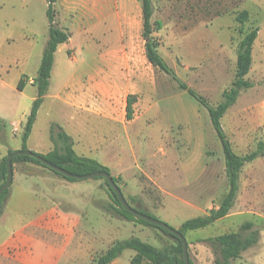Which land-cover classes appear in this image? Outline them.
Segmentation results:
<instances>
[{"label":"crops","instance_id":"0c3cea01","mask_svg":"<svg viewBox=\"0 0 264 264\" xmlns=\"http://www.w3.org/2000/svg\"><path fill=\"white\" fill-rule=\"evenodd\" d=\"M119 8L118 0L105 2L104 0H57L53 5L54 18L59 13L62 22L56 21L57 25L69 33V38L66 42L59 44L56 51L62 46H67L71 41V33L66 24L79 25L81 33L88 36L89 40L86 29L96 20L103 22V19H108L109 13L110 29L119 26V22L114 19L113 23L112 19V13L114 12V15L118 13ZM127 11L131 9L128 8ZM62 13H67L70 16L69 20L64 19ZM239 26L237 23L238 32ZM232 27L235 30L236 26ZM208 32L210 33H207V36L204 31L195 32L194 35L197 40L202 38L200 36L206 38L207 56H201L202 49H199L195 55L190 53L188 56H173L176 67L195 72L208 64V76L217 78L225 75L234 62L236 66L237 48L242 36L232 47L231 33L222 35L218 31ZM227 35L228 38H224ZM66 48L71 49V47ZM102 49L103 46L99 50L93 49V57L84 61L89 66L80 73V76H88L87 81L82 83L78 77H75L53 95L50 91L44 95V98H53L59 103V122L57 123L72 138L74 151L78 155L93 158L107 166L110 174L122 182L120 189L126 201L131 204L135 200L152 207L153 191L162 193L164 199L161 204L152 209L160 212V218L165 221L175 218L164 211L167 205L187 206L200 212L176 221L175 228L188 218L204 215L209 209L216 208L218 204L206 210L202 207L205 204L200 202L199 198L183 195L184 188L197 187L200 177L209 169L210 156L204 150L206 141L204 132L199 127L204 119L203 112L198 115L190 111L182 102L183 98L187 97L186 92L180 89L156 100L155 85L160 79L161 70L157 68L158 72H156L146 56L144 57L147 70H144L128 48H124L121 43L120 46L119 43L115 44L110 51L103 52ZM176 58L180 64H177ZM35 74L26 79V85H33ZM162 79L165 82L166 78ZM128 95H133L135 98L130 119L126 117L125 110ZM34 98L35 96L32 97L33 100ZM196 103L202 107L197 101ZM44 104L43 100L36 117ZM12 131L17 133L18 128L14 125ZM0 142H4V135L0 137ZM194 144L196 146L193 148ZM20 148L21 145L7 146L4 151L7 153L10 149L15 151ZM28 148L31 149V147ZM52 148L53 144L49 138L47 146L36 151L44 154ZM14 172L15 169H13L10 188L14 190L18 188L21 192L27 193L32 199L33 208L25 219H21L0 239V264H66L80 255L97 254L98 250H100L98 254H101L118 240L114 238L117 233L104 231L103 221H114L113 224L117 227L119 221H129L123 217L120 219L118 215L107 211L104 207V202L107 201V205L113 209L108 189L102 181L97 182L98 184L91 181L79 184L51 173L27 178L20 176L17 181H14ZM9 201L8 194L0 204V217ZM234 207L235 202L229 213L218 220L226 222L229 217L245 214V210L234 209ZM140 210L148 212L142 208ZM174 213L176 214V211ZM255 216L257 217L256 214ZM247 221L252 222L250 230H258V239L256 243L240 251L239 256L230 259L229 262L238 259V264H261L262 262L258 261V253L264 247V231L257 226L258 224H254L251 220L240 221L235 223L228 232L239 231L242 235L247 232L244 236L246 237L250 230L240 231L239 229ZM110 226L112 227L111 224ZM226 227L228 228L227 224ZM197 229L186 231L185 238L188 246L193 244L197 250L205 252L207 264H216V260H221L219 247L208 238L219 234L190 236L193 238L191 241L187 233H194ZM104 241H106L105 249H103ZM211 249L217 252L218 257L210 253ZM122 252L108 264H131L130 260L135 251L129 255L128 263L120 260ZM195 257L194 261L190 256L193 264H202L204 261L202 257L198 254Z\"/></svg>","mask_w":264,"mask_h":264},{"label":"rangeland","instance_id":"374dc122","mask_svg":"<svg viewBox=\"0 0 264 264\" xmlns=\"http://www.w3.org/2000/svg\"><path fill=\"white\" fill-rule=\"evenodd\" d=\"M118 6H120L118 13L114 15L113 12L112 19L113 23L114 19H116L119 22V26L110 29L109 20H111V17L109 13L108 19H103V22L96 20L86 29L89 40L87 39L88 36L81 33L79 25L75 23L66 24L68 31L71 33V41L67 46L60 47L54 53V62L47 88V91H50L52 95L72 78L78 77L82 83L87 81L88 76H80V73L89 66L84 61L93 57V49L99 50L102 46V50L105 52L110 51L112 47L114 48L115 44L119 43L120 46L121 43L124 48H128L138 61V64L141 65V68L147 70L144 57V43L146 40L141 35V0H118ZM152 7L151 20H160L162 22L160 30H155L151 33L152 39L159 43V47H157L158 53L176 72L179 78L203 96L211 105H216L222 101V91L230 86L233 79L235 62L234 64L231 63L233 64L232 68L227 70L225 75L214 78L208 76V64H205V67L201 70L188 72L176 67L172 58L173 56H188L190 53L195 55L199 49H202L203 52L201 56H207L206 38L200 36L202 38L197 40L194 36L195 32L198 31H204L206 36L207 33H210L208 31L213 33L218 31L222 35L231 33L230 39L232 47H234V44H237L243 35V33L239 34L237 31V22L233 19L234 15L242 9L247 10L248 20L243 24V27H245L243 31H248L254 26L258 27V35L252 46L251 69L245 75V79L250 81L252 86L239 92L235 102L222 116L221 125L236 153L245 154L253 150L258 141H264V0H152ZM128 8L131 11H127ZM61 15L64 19L69 20L70 16L67 13H62ZM54 20L56 24V21L62 22L59 13ZM211 23L212 25L210 26ZM234 25L236 26L234 27L235 30L232 27ZM48 26L45 0H0V124L2 126L0 137L4 135V142H0V156L6 153L4 150L7 146L22 144L21 135L24 122L30 113L33 102L32 97H36L37 93L35 94L36 87L31 84L26 85V82L22 90L17 89L16 86L21 76L26 80L35 74L40 55L48 38ZM213 28L218 29L214 30ZM225 37L228 38V35ZM101 42L102 44H100ZM66 47H71V49L67 50ZM176 62L180 64L177 58ZM150 69H153V67H150ZM154 70L158 72L157 68H154ZM150 74L153 75L151 71ZM192 74L195 76L193 77ZM196 75H201L202 77ZM155 76L157 77V75ZM159 78L155 85L156 100L179 89L176 83L163 71H161ZM162 78H166L165 82L162 81L164 80ZM201 88L203 89L201 90ZM185 95L187 97H184L182 102L186 107L198 115L201 112L204 114V119L202 124H199V127L204 132V140L206 141L204 150L210 156V162L209 169L200 177L197 185L194 184L197 187L184 188L183 195L199 198L200 202L205 204L202 207L207 210L217 205L227 191L228 185L222 149L210 123L207 111L203 107H199L194 98L187 93ZM43 100L45 102L44 107L35 118L34 125L26 141V148L35 153H42L36 150L47 146L50 138L48 137L50 125L52 123L59 125L57 123L59 122V103L53 98L43 97ZM14 125L18 128L17 133L12 131ZM195 146L194 144L193 148ZM28 147H31V149ZM25 166L35 171L40 170V167L29 164ZM14 169V181H17L20 176L27 178L40 175L22 174L20 172L22 165L20 164H15ZM90 181L92 183L104 182L100 177L76 179L69 182L86 184ZM10 186L6 194V197L8 194L10 195V201L3 209L0 217V239L21 219H25L33 208L32 199L27 193L21 192L18 188L14 190ZM163 199L162 193H154L153 191L152 207L156 208L159 206ZM256 201L257 204H255ZM129 204L138 210L142 208L148 211L147 213L152 217L174 228L176 227V221H181L185 217L200 213L187 206L167 205L164 211L171 216H175V218L165 221L160 218V212H156L151 206L143 205L140 201L137 202L135 200L132 201V204L130 202ZM104 207L107 211L123 219L121 215L107 205V201L106 203L104 202ZM235 208L245 210V214L229 217L226 222L217 220L206 227L195 230L194 233H187L188 238L190 236L196 237L228 232L235 223L245 220L254 221V224H258L257 226L264 231V156H259L242 167L239 173ZM175 211L176 214L174 213ZM113 223L114 221L111 220L103 221V228L106 233H117L114 238L118 240L134 236L160 248L175 242L173 237L163 233L154 226L135 221H119L117 227ZM246 233H243L242 236L244 237ZM190 240L193 241V238L191 237ZM105 245L106 241H104L103 249H105ZM99 252L100 250H98L97 254L80 255L66 264H93V260L100 255L98 254ZM133 252L132 249H124L120 260L128 263V257ZM211 252L212 255H217L218 257L214 249H211ZM189 253L194 261L196 260L195 255L198 254L204 260L202 264H207V261H205L206 253L197 250L193 244L189 247ZM258 261L264 264V247L258 253ZM229 264H238V259L229 262Z\"/></svg>","mask_w":264,"mask_h":264},{"label":"trees","instance_id":"16d2710c","mask_svg":"<svg viewBox=\"0 0 264 264\" xmlns=\"http://www.w3.org/2000/svg\"><path fill=\"white\" fill-rule=\"evenodd\" d=\"M46 1V15L48 19V38L45 47L42 51V55L36 70V74L33 77V85L36 86V97L32 102L30 113L24 123L22 130V150L26 148V140L32 129L36 113L40 107L43 97L47 91L49 80L51 76V70L54 60V53L59 44L64 43L69 38V33L62 29L55 23L54 20V9L53 5L57 0H45ZM153 13L152 0H141V14H142V37L146 40L144 43L145 56L148 62H150L155 68L166 73L171 80H173L180 90L188 93L192 98H194L206 111L212 125L213 130L221 144L222 155L225 166V175L227 179V191L220 199L218 206L216 208H211L204 215H199L195 217L188 218L184 220L180 226L177 228L184 236L186 231L205 227L215 220H218L229 213V210L233 206L237 192H238V181L239 173L242 167L253 161L259 156H264V141H258L255 148L250 150L245 154L236 153L229 141L226 133L224 132L221 125V117L224 115L226 110L235 102L239 92L243 89L252 86V83L245 79V75L248 73L252 58L251 49L254 40L257 37L258 27L254 26L248 31H243V24L248 20V12L245 9L238 11L234 15L235 21L240 25L238 27L239 32L243 33L242 38L239 41L236 56V66L234 77L228 88L222 91V101L216 105H211L208 101L198 94L194 89L189 87L187 83L181 80L174 70L164 61L157 51L158 42L154 41L151 37V33L155 30L161 28L160 20H151ZM25 78L21 76L17 83V89L22 90L25 85ZM135 98L133 95H128L126 98V117L130 119L132 117V103ZM2 128L0 124V129ZM49 137L53 143V148L47 153L37 155L43 157L44 159L50 161L51 163L64 168L65 170L74 174H87L91 172L104 171L110 173L107 166L102 165L93 158L86 157L83 155H78L73 149L72 138L63 129L52 123L49 128ZM14 150H8L5 155L0 158V185L5 179V158L6 155L13 152ZM33 152V151H32ZM35 153V152H34ZM12 169H14L15 164L22 165L20 172L26 175L32 174H44L51 173L63 179L74 181L76 179L63 176L57 172H54L40 163L37 159L32 156L20 154L15 155L11 159ZM32 165L40 167V170H34L28 168L25 165ZM101 178V177H100ZM113 180L120 187V181L117 177L112 175ZM104 183L109 192V198L113 204V210L121 215L123 218L129 221H135L141 224L154 226L165 234L170 235L175 239V242L164 248L156 247L146 241L141 240L138 237H130L123 240L115 241L109 248H107L103 253H101L96 259L93 260V264H108L115 257H117L124 249H132L135 251L130 262L131 264H184L182 257V242L176 236L168 232L166 229L155 226L148 223L147 221L134 216L120 204L119 200L116 198L112 192L110 186L107 184L106 180ZM9 188V187H8ZM8 188L5 189L0 194V204L6 197ZM128 202V201H127ZM129 203V202H128ZM141 211V210H139ZM150 215L147 212L141 211ZM151 216V215H150ZM252 228V222H244L240 226V231L250 230ZM258 239V230L252 229L249 231L246 237H243L241 232H228L219 234L217 236L208 238V240L213 241L219 247V252L221 260H216V264H229L230 259H235L239 256L240 251L246 249L252 244L256 243ZM187 251L189 256V246L187 242ZM189 264H193L189 256Z\"/></svg>","mask_w":264,"mask_h":264},{"label":"water","instance_id":"95a60500","mask_svg":"<svg viewBox=\"0 0 264 264\" xmlns=\"http://www.w3.org/2000/svg\"><path fill=\"white\" fill-rule=\"evenodd\" d=\"M20 154L32 156L35 159H37L40 163H42L44 166L49 168L50 170L57 172V173H59L63 176H66V177H70L73 179H90V178H96V177L104 178L106 180L107 184L110 186L112 192L114 193L116 198L119 200L120 204L123 206L124 209H126L128 212H130L134 216L139 217V218L147 221L150 224H153L155 226L166 229L168 232H170L171 234L176 236L179 240H181L183 261H184V264H189V256H188V251H187V241H186L185 236L181 232H179L177 230V228H174V227L168 225L167 223H165L161 220H158V219H156V218H154V217H152L146 213H143V212L139 211L138 209L134 208L133 206H131L126 201L120 187L113 180L112 175L110 173H107L104 171H97V172H91V173L81 174V175L80 174H74V173H71V172L65 170L64 168H62L60 166H57V165L51 163L50 161H48V160L44 159L43 157L37 155L36 153L32 152L31 150L19 149V150H15V151L6 155V158H5L6 173H5V179H4L3 183L0 185V194L5 189H7L12 182L13 169H12L11 159L15 155H20Z\"/></svg>","mask_w":264,"mask_h":264}]
</instances>
